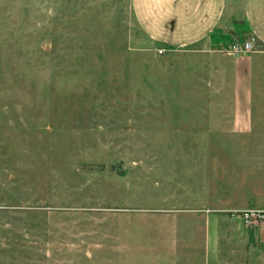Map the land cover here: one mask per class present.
Returning <instances> with one entry per match:
<instances>
[{"label": "rangeland", "instance_id": "1", "mask_svg": "<svg viewBox=\"0 0 264 264\" xmlns=\"http://www.w3.org/2000/svg\"><path fill=\"white\" fill-rule=\"evenodd\" d=\"M243 3L175 50L133 0H0V264H264L234 233L264 211V54L249 133L211 78Z\"/></svg>", "mask_w": 264, "mask_h": 264}, {"label": "crops", "instance_id": "2", "mask_svg": "<svg viewBox=\"0 0 264 264\" xmlns=\"http://www.w3.org/2000/svg\"><path fill=\"white\" fill-rule=\"evenodd\" d=\"M227 8L228 0H133L135 16L147 34L175 45V50L208 42L215 46L218 43L216 34H224L225 30L235 27L224 24ZM242 19L243 24L236 26L235 31H247L245 40L255 39L256 53L238 57L211 54L210 65L214 70L211 78L219 77L232 87L233 130L249 133L253 129L254 74L263 57L255 55L264 54V0H244ZM210 82L213 84V80ZM248 229L238 224L234 233L237 239H243V245L246 243L248 254L255 255L256 241L264 248V224L249 229L259 233L255 238L253 231L250 234Z\"/></svg>", "mask_w": 264, "mask_h": 264}, {"label": "built area", "instance_id": "3", "mask_svg": "<svg viewBox=\"0 0 264 264\" xmlns=\"http://www.w3.org/2000/svg\"><path fill=\"white\" fill-rule=\"evenodd\" d=\"M166 51H167L166 49L162 48L158 50V53L160 55H164ZM255 51H256L255 39H248L241 44L237 43L235 47L228 52V54L231 56L233 55L238 57L253 53ZM237 217L238 218L240 217L248 227H256V226L258 227L262 223H264V211L262 210L245 211L239 214Z\"/></svg>", "mask_w": 264, "mask_h": 264}]
</instances>
